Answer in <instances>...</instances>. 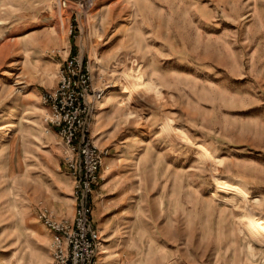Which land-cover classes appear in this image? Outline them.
I'll list each match as a JSON object with an SVG mask.
<instances>
[{
    "label": "rangeland",
    "instance_id": "rangeland-1",
    "mask_svg": "<svg viewBox=\"0 0 264 264\" xmlns=\"http://www.w3.org/2000/svg\"><path fill=\"white\" fill-rule=\"evenodd\" d=\"M76 55L116 87L98 264H264V0H0V264H50L38 209L74 210L40 95Z\"/></svg>",
    "mask_w": 264,
    "mask_h": 264
},
{
    "label": "built area",
    "instance_id": "built-area-1",
    "mask_svg": "<svg viewBox=\"0 0 264 264\" xmlns=\"http://www.w3.org/2000/svg\"><path fill=\"white\" fill-rule=\"evenodd\" d=\"M94 63L88 56L68 58L58 71L55 87L40 95L46 110L44 121L48 129H56L64 165L74 180L71 220L59 219L47 208L38 209L37 218L50 233V264L99 262L102 240L93 225L91 196L103 181L101 172L109 150L94 140L92 127L111 84L100 72L97 82Z\"/></svg>",
    "mask_w": 264,
    "mask_h": 264
},
{
    "label": "crops",
    "instance_id": "crops-1",
    "mask_svg": "<svg viewBox=\"0 0 264 264\" xmlns=\"http://www.w3.org/2000/svg\"><path fill=\"white\" fill-rule=\"evenodd\" d=\"M50 90V89H49ZM106 105H109L108 104V101H106L105 100V102H103L101 105H100V108H99V110H98V113H97V115H96V118H95V121H96V119H100L102 116L101 115H103L104 114V112H102L103 111V109H105V107H107ZM103 122V121H102ZM101 123V120L97 123V124H95V122H94V125H93V127H92V132H93V135L94 136H96L95 134H94V129H95V126L96 125H98V124H100ZM51 130H53V132H55V134L57 135V131H56V129H54V128H51ZM97 133H99V132H97ZM96 142L98 143V145L101 147V148H106V147H104L102 144H100L99 142H98V140L96 139ZM61 145V144H60ZM62 148V147H61ZM109 152H110V150H109ZM109 157V156H108ZM105 164H107L108 166H110V157L109 158H106V160H105ZM110 175V177H111V174H110V172L108 173H106V177L105 178H107L108 176ZM102 178H103V176H102ZM109 182V181H108ZM98 187V186H97ZM93 196H91V198H93L94 197V193L92 194ZM95 198V197H94ZM56 215V217L57 218H59V219H72L73 218V216H74V210H72L71 208L70 209H68V211H66V212H64V213H59V214H55ZM48 234L50 235V233L48 232Z\"/></svg>",
    "mask_w": 264,
    "mask_h": 264
},
{
    "label": "bare ground",
    "instance_id": "bare-ground-1",
    "mask_svg": "<svg viewBox=\"0 0 264 264\" xmlns=\"http://www.w3.org/2000/svg\"><path fill=\"white\" fill-rule=\"evenodd\" d=\"M115 87V85H113V86H111V88H114ZM116 88V87H115ZM13 120V119H12ZM8 132V131H7Z\"/></svg>",
    "mask_w": 264,
    "mask_h": 264
}]
</instances>
